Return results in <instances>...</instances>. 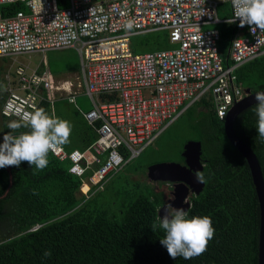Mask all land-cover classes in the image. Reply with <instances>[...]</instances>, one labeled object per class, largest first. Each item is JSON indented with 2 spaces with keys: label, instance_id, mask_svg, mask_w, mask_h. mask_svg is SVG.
I'll list each match as a JSON object with an SVG mask.
<instances>
[{
  "label": "built area",
  "instance_id": "1",
  "mask_svg": "<svg viewBox=\"0 0 264 264\" xmlns=\"http://www.w3.org/2000/svg\"><path fill=\"white\" fill-rule=\"evenodd\" d=\"M58 1L0 0V6L18 2L26 8V13L0 15V58L76 52L83 93L91 104L80 115L96 137L81 151L65 152L58 146L49 153L59 162H69L67 172L80 180L84 197L91 188L102 190L126 157L137 156L207 93L222 121L243 96L234 70L264 54V30L240 27L232 0H222L230 8L224 20L216 17L215 0H64L61 8ZM219 22L238 25L227 49L228 66L218 55L219 32L211 26ZM153 31L166 32L173 48L130 51L132 35ZM13 74V81L4 76L0 116L22 121L36 109L42 92L49 100L58 88L46 69L17 64ZM66 101L73 103V97Z\"/></svg>",
  "mask_w": 264,
  "mask_h": 264
},
{
  "label": "trees",
  "instance_id": "2",
  "mask_svg": "<svg viewBox=\"0 0 264 264\" xmlns=\"http://www.w3.org/2000/svg\"><path fill=\"white\" fill-rule=\"evenodd\" d=\"M64 5V0L58 1L59 8ZM17 11L26 13L24 4L0 6L3 18ZM226 15L230 17V13ZM217 30L218 55L223 66H228L227 49L235 23H223ZM131 37L132 53H136L138 45L151 43L155 45L151 52L173 48L166 32H157L138 44H133ZM233 73L243 90L264 91V54L238 66ZM41 107L47 109L43 100L36 106ZM255 107L256 104L241 111L234 118L232 129L254 153L264 184V138L257 131ZM4 120L0 117L2 124ZM6 120L8 124L14 121ZM79 126L70 138L74 140L60 145L64 151L69 149V142L83 150L95 139L91 127L83 122ZM7 129L4 131H11ZM195 131L206 183L191 198L186 212L189 218L209 216L215 230L201 255L174 260L160 244L165 234L155 215L163 203L160 194H139L121 204L97 200L94 196L102 191L94 188L87 196H81L80 180L67 172L69 162H59L49 153L48 166L43 170L27 162L0 169V264H257L259 208L247 163L226 139L222 121L212 106L200 118ZM154 223L157 228L153 231ZM46 250L52 253L48 259L43 257Z\"/></svg>",
  "mask_w": 264,
  "mask_h": 264
},
{
  "label": "rangeland",
  "instance_id": "3",
  "mask_svg": "<svg viewBox=\"0 0 264 264\" xmlns=\"http://www.w3.org/2000/svg\"><path fill=\"white\" fill-rule=\"evenodd\" d=\"M157 32L164 33L163 31H153L152 33L135 34L134 36L132 35L131 41L133 44H138L143 39L154 37ZM145 46L141 47L138 45L137 50H135L136 53H148L155 48V45H152V43ZM43 62L48 64L51 77L61 79L69 78L73 83L75 82L72 88H70L72 92L70 95L73 97V106L65 103L64 97L66 96L59 94L61 97L57 98L58 93H53L49 96V109L48 107L46 109V112L50 116L54 115L56 118L66 120L73 126L74 129L71 127V133L68 137L70 139L71 136L75 135V131L81 128V126L78 127V124H81V122L78 118H75L76 116L73 112H86L91 107L89 100H87L83 93L84 87L81 78L79 58L74 50L50 51L44 55L18 54L1 57L0 84L4 85V76L6 74L10 77L11 81L14 80L13 71L17 64L34 70L43 65ZM0 96H4V89H0ZM199 100L200 102L197 103ZM199 100L191 104L180 116L167 125L150 145L140 151L137 156L131 158L126 157L120 168L109 175L108 180L103 186L104 189L101 190L102 192L95 195L94 198L121 204L134 199L139 194H160L162 199L166 195L168 196L169 183L149 181L146 176V170L152 165L181 163L183 146L187 142H199L195 128L199 124L200 118L204 117L208 108L212 106L208 93ZM5 127H8V121L6 119L4 120V124L0 121V143L3 142V136L8 133V131H4ZM23 132L28 131L24 129ZM71 140L74 139H70L69 141ZM67 147L69 149L65 150L66 152H70L73 149L78 150L77 146L72 142L67 143Z\"/></svg>",
  "mask_w": 264,
  "mask_h": 264
},
{
  "label": "clouds",
  "instance_id": "4",
  "mask_svg": "<svg viewBox=\"0 0 264 264\" xmlns=\"http://www.w3.org/2000/svg\"><path fill=\"white\" fill-rule=\"evenodd\" d=\"M232 5L235 17L240 21V27L247 24L264 30V0H232ZM128 26H131V22ZM0 89L6 90V85L0 84ZM255 100L257 131L260 137L264 138V92L258 91ZM22 127L31 130L18 135L13 134ZM8 128L12 131L5 134L3 142L0 143V169L6 166L19 167L21 162H27L30 166L35 165L37 170H43L48 166L49 152L66 143L71 133V125L68 121L56 118L54 115L50 116L42 107L27 113L22 121L9 122ZM195 178L200 184L206 183L205 175L201 171L195 173ZM79 194L82 196L80 191ZM168 208H172L171 213L168 212ZM159 227L165 233L160 239V244L174 260L177 257L189 260L201 255L206 251L207 244L213 238L215 231L209 216L189 218L184 209H174L171 205L164 208ZM156 228L157 225L154 223L152 230ZM51 255V250L43 253L45 259L50 258Z\"/></svg>",
  "mask_w": 264,
  "mask_h": 264
},
{
  "label": "water",
  "instance_id": "5",
  "mask_svg": "<svg viewBox=\"0 0 264 264\" xmlns=\"http://www.w3.org/2000/svg\"><path fill=\"white\" fill-rule=\"evenodd\" d=\"M255 92H247L243 90L244 95L237 101L233 102L229 108L224 120L222 128L228 142L234 147L238 153L244 158L247 163L251 182L254 187L257 203H258V237H257V264H264V184L261 176L260 167L254 153L245 145L234 133L232 122L234 118L243 110L251 105L256 104ZM264 92V91H259ZM201 155L199 142H187L182 149L181 157L184 159V166L178 164H158L149 166L146 170V176L151 182L171 183L172 202L182 204L185 211L188 209V204L184 201L188 193L198 195L203 187L196 181L195 173L201 171L199 158ZM192 165H196L193 168ZM163 205L155 211L157 220L160 223V216L164 215Z\"/></svg>",
  "mask_w": 264,
  "mask_h": 264
},
{
  "label": "crops",
  "instance_id": "6",
  "mask_svg": "<svg viewBox=\"0 0 264 264\" xmlns=\"http://www.w3.org/2000/svg\"><path fill=\"white\" fill-rule=\"evenodd\" d=\"M216 2H217V6H216V17L219 19V20H224V19H227L229 16H227L226 15V13L228 12V13H230V8H229V4H228V2H226V1H222V0H215ZM227 10V11H226ZM221 24H223V23H217V24H211V26H213V27H215V28H217L219 25H221ZM238 27V25L237 24H235V30H236V28ZM64 50H67V49H64ZM40 70H42V69H46L47 71H48V73L50 74V72H49V69H48V64L47 63H44L43 62V65H41V66H39L38 67ZM50 76H51V74H50ZM52 78V81H53V85L55 86V88H58L57 90L55 89V90H53L50 94H49V96H51L53 93H58L57 94V98H60L61 97V95H59V94H62V96L64 95V96H69L72 92L70 91V88H72V85H74L75 84V82L73 83L72 82V80L71 79H69V78H58V77H56V78H54V77H51ZM85 96V95H84ZM41 97H42V100L43 101H45L46 102V104H47V107L48 106H50V101L47 99L46 100V98H45V96H44V94H43V92L41 93ZM66 97H64L65 98V103L67 104V105H72L73 106V103H67V101H66ZM41 100V101H42ZM48 109H49V107H48ZM50 111H51V109H50ZM49 112V111H48ZM75 112V111H74ZM73 112V113H74ZM87 112V111H86ZM76 113L77 114H74L76 117L75 118H78L79 120H80V122L82 123H85L86 125H87V123L83 120V118L81 117V111H76ZM82 113H85V112H82ZM15 121H17V120H15ZM88 126V125H87ZM89 127V126H88ZM92 128V127H91ZM25 129H27V131H30L31 129L30 128H25ZM93 129V128H92ZM95 132V131H94ZM96 134V133H95ZM63 149V148H62ZM74 150H76V149H74ZM74 150H72V151H74ZM77 151H81V150H77ZM71 152V151H70ZM108 180V179H107Z\"/></svg>",
  "mask_w": 264,
  "mask_h": 264
},
{
  "label": "flooded vegetation",
  "instance_id": "7",
  "mask_svg": "<svg viewBox=\"0 0 264 264\" xmlns=\"http://www.w3.org/2000/svg\"><path fill=\"white\" fill-rule=\"evenodd\" d=\"M199 162H200V164H201V167H202V159H201V157L199 158ZM184 159L182 158V162L181 163H179L178 165H180V166H184ZM192 167L193 168H196V165H192ZM202 169V168H201ZM172 184L170 183L169 184V190L167 191V194H168V196L166 195V197L163 199V203L157 208V209H159L161 206H163V205H165V206H167V205H169L168 204V202H172V197H171V190H172ZM195 196H197V195H194L193 193H188V195H187V197H186V199L184 200L187 204H188V206H189V204H190V200H191V198H193V197H195ZM183 204V203H182ZM182 204H176V203H172V204H170L174 209H179V208H183V206H182ZM156 209V210H157ZM168 212L169 213H171L172 212V208H168Z\"/></svg>",
  "mask_w": 264,
  "mask_h": 264
}]
</instances>
